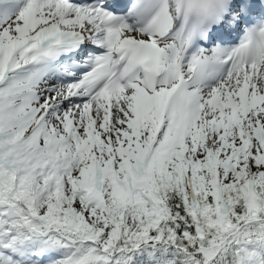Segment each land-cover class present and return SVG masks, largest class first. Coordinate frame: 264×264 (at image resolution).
I'll list each match as a JSON object with an SVG mask.
<instances>
[{
  "label": "snow or ice",
  "instance_id": "1",
  "mask_svg": "<svg viewBox=\"0 0 264 264\" xmlns=\"http://www.w3.org/2000/svg\"><path fill=\"white\" fill-rule=\"evenodd\" d=\"M0 264H264V0H0Z\"/></svg>",
  "mask_w": 264,
  "mask_h": 264
}]
</instances>
